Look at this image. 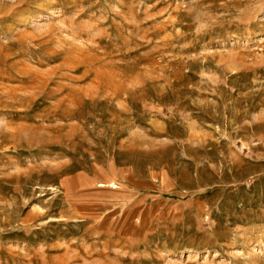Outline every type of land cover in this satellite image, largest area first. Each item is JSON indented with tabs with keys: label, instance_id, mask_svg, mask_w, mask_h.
Listing matches in <instances>:
<instances>
[{
	"label": "rangeland",
	"instance_id": "1",
	"mask_svg": "<svg viewBox=\"0 0 264 264\" xmlns=\"http://www.w3.org/2000/svg\"><path fill=\"white\" fill-rule=\"evenodd\" d=\"M0 264H264V0H0Z\"/></svg>",
	"mask_w": 264,
	"mask_h": 264
}]
</instances>
